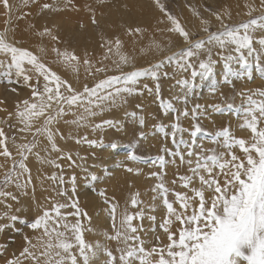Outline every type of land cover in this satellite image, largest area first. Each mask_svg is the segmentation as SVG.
Here are the masks:
<instances>
[{
	"label": "snow or ice",
	"instance_id": "6c2138e0",
	"mask_svg": "<svg viewBox=\"0 0 264 264\" xmlns=\"http://www.w3.org/2000/svg\"><path fill=\"white\" fill-rule=\"evenodd\" d=\"M66 5L72 4V0H64ZM37 3V0H24V4ZM41 12L61 11L57 0L53 3H42L39 5ZM152 8L157 13L155 29L156 32L167 33L169 39L166 43L157 42L154 38L139 49L142 55L137 56V50L133 48L131 53L122 51L123 41L116 35L113 39H105L100 48L104 50L103 57L95 60V53L87 50L82 55L74 50L65 48L61 51L57 47L52 48L56 54V64L62 65L66 71L75 75V81L70 82L58 71L27 47L21 46V41L13 38L9 40L10 29L5 27L0 32V72L7 84L15 85L10 91L17 96L20 95L19 88L30 89V96L18 99L14 111H9L5 106L2 110L6 114L9 127L15 118L23 127L17 130L22 133H30L32 141L16 145L19 159L13 158L12 167L5 173L0 181V198L11 199L19 203L21 197L29 196V188L34 197L35 186L32 184L31 170L27 161L32 155L42 165L47 164L60 168L59 159L69 161V168L79 167L87 171L85 161L88 158L99 160L104 163L103 156H115L119 147L118 143L101 133V138L90 139L87 135L81 137H67L75 139L76 144H87L91 149L89 157H80L81 163L73 158L70 152H63L57 147L56 137H66L60 132L59 125H75L77 127H90L93 131L101 129H115V135L130 137L129 143L135 142L143 147V140L148 133L143 127L137 128L134 124L127 126L119 119H103L99 123H92L95 118L114 109L125 107L130 98L149 97L159 99L161 96L162 82L165 79H174L178 73L189 74L188 78H181L177 84L186 86L183 96L185 105L183 111L177 110L175 120L171 123V131L165 132L164 127L159 126V131L164 133V138H171L174 150L166 145L161 146L160 155L152 160V164H159L160 171L150 173L157 178L158 183L152 189L155 196L162 197L166 207V215L158 227L165 234L167 243L156 237L157 243L148 247L141 239L139 232L148 234L156 231V217L148 216L153 227L146 229L141 223L133 225V220L145 219L144 210H138L134 214L125 211L119 226L116 225L117 203L109 200L105 192V203L109 204V214L112 217V228L114 235L105 234L109 240L122 243L124 247H117L115 255L112 250L104 248L106 254L105 264H264V84L255 90L242 85L237 90L233 83L239 79L241 73L234 71L230 62L239 59L247 63V55L256 52L253 47L254 41L264 46V0H245V15L248 17L238 23H229L231 12L225 9L213 11L206 8L211 17L218 21L219 26L215 31L211 30V20L201 17V31L206 35L194 39L177 15L170 10L165 0H152ZM3 15L7 18L5 24H9L13 14V4L10 0H0ZM125 7H127L125 5ZM89 11H92L89 7ZM193 14L200 17L196 8H191ZM91 22L97 25L95 13H92ZM163 25L164 27H160ZM34 27V26H32ZM84 27L83 24L80 25ZM123 27V26H122ZM13 31V35L15 31ZM126 34L130 37H143L148 29L141 26H128ZM41 37L49 36L54 42H61L60 37L54 34L52 28L43 27L42 31L36 33ZM175 36L181 40L183 46L176 51H170L172 47L171 37ZM214 49L218 51L214 52ZM41 52L45 51L43 48ZM115 52L119 58L112 61V67L104 63L111 59V53ZM151 55L152 60L140 63L144 56ZM214 56L225 61L226 75L219 87H210V93L220 92L224 97L222 103L208 105L195 104L188 108L189 98L195 88L197 77L208 78L213 73L217 64ZM203 57V58H201ZM194 59L198 63H194ZM257 60L259 56L257 55ZM259 72L264 77V65H259ZM84 70L83 82L80 78V70ZM171 68L169 72L167 69ZM101 74L102 78H101ZM151 84V86H150ZM231 85V87H229ZM231 93V96L228 95ZM232 97H240V106L229 102ZM6 100H0V105H6ZM162 108L167 111L173 109L171 103L161 101ZM137 108L141 104L136 105ZM239 112L243 123L240 129L248 130V139L237 137L231 130V125H224L214 132H205L199 124L193 125L194 130L190 132L191 141L184 139L183 133L188 131L181 126V117L191 116L193 121L210 118L213 113L223 114L226 112ZM74 117L69 120L66 117ZM126 117H135V112H125ZM139 124L143 126V116L139 118ZM198 133H204L218 148L205 149L203 143H196ZM107 137V142L105 141ZM9 137L3 127H0V156L12 157L7 140ZM15 143V137L12 138ZM47 142L45 147L41 144ZM60 153L56 159L41 155V151ZM199 149V150H197ZM239 150V154L237 151ZM211 153V154H208ZM165 154L171 159H166ZM127 160L136 161L140 159L137 155L127 154ZM186 165L191 175H181L179 180L188 192L174 191L175 201L179 203L180 211L174 207V203L168 199L170 188L166 185L165 166ZM177 165V167H179ZM2 166V165H0ZM95 167V165H93ZM127 173H141V169L123 165ZM107 169L105 168V171ZM25 174L27 177L25 178ZM91 181H97L99 177L94 173L89 174ZM53 182L52 188L55 196L63 197L66 202L60 203L53 200L52 196L46 197L51 200V208L38 205L37 215L26 225L39 231L36 243L31 238L24 236L26 245L19 256L30 258L34 264H92L97 255L100 245H92L84 239V227L81 218L91 220L86 210L79 205L77 196L76 175L65 179L63 171L59 174L53 172L46 177ZM198 178L199 186H194ZM43 183V181H41ZM173 184L176 183L174 180ZM10 184H14L17 192L5 191ZM70 184L71 188L65 187ZM71 192V195H69ZM130 203L133 207L141 204L139 193L131 196ZM11 207V205H7ZM71 207L73 211L63 212L62 209ZM155 206L153 205V208ZM190 210V211H189ZM17 212L21 209L17 208ZM7 219L15 222L20 220L18 215H8ZM69 217H75V223L69 221ZM7 225L0 224V231H4ZM63 229V230H61ZM19 231V229H17ZM132 241L133 243H129ZM3 264H21L19 258L5 259Z\"/></svg>",
	"mask_w": 264,
	"mask_h": 264
},
{
	"label": "rangeland",
	"instance_id": "374dc122",
	"mask_svg": "<svg viewBox=\"0 0 264 264\" xmlns=\"http://www.w3.org/2000/svg\"><path fill=\"white\" fill-rule=\"evenodd\" d=\"M23 1L24 0H16L15 4H13V6H14L13 7V14H12L11 21H10V23L12 25L19 23V20L21 18V12H24L25 14L31 13V7L30 6L27 9L23 8ZM120 1H122V0H72V4L66 5L64 0H57L58 6L63 10H61V11L45 10L44 12H45V15L51 19L55 18L59 14H63V17H69V19H71L72 21H75V22L79 21L80 25L83 24L84 27L83 28L80 27V29H81L80 45L75 44V46L82 49L83 52L85 50H87L89 53H95V59L100 60L104 54V50L100 48V44L103 43L102 36L105 39H113L116 35H119L121 40L124 42L123 43L124 46L126 45L125 41L130 40V38H132V37L128 36L127 34L125 37H123L124 31L122 30L121 25L119 23H110L108 21L106 22L104 19V16L107 15L106 7H108L109 5L118 4ZM150 1L152 2V0H150ZM220 1L221 0H199L198 4H195V7H194V5L192 6V4L188 3V0H185L187 7H185V10H183V12L190 15L191 14V8L194 7L199 11L200 10L199 6H202L204 12H205L206 8H211L213 11L223 12L224 10L221 9V5L218 4ZM249 1L253 2V0H249ZM165 2L169 6L170 10L173 11L177 15V17L181 20V22H183V15H182V13H180V11H178V4H177L178 0H165ZM19 3H22V4L18 8L17 6L19 5ZM42 3H53V0H43ZM125 5L126 4L123 3V7H125ZM236 6H238V5H236ZM89 7L91 8L92 11H89ZM70 10L72 11V13L68 14V12L69 13L71 12ZM3 11H4L3 8L0 7V26L4 27V26H6L5 20L7 18L3 15ZM93 12L95 13V17H96V20L98 22L97 25H94L91 22V17H92ZM65 13H67V14H65ZM205 13L207 14L206 16H204V14H202V13H200V17L196 16L197 20L199 19L201 21V17L204 19H210L211 20V30L215 31L219 26L218 21H216L214 17H211L209 12L206 11ZM231 14H232V16H231V20L228 21L229 23H238L241 20H245L248 18L247 16L237 18V17H235L237 13L231 12ZM156 16H157L156 13L153 14L152 25H154L155 27H157ZM183 24L185 27H187V25L184 22H183ZM48 26L50 28H54V26H55L54 22L51 21L48 24ZM1 28L2 27H0V30H1L0 32H2V30H3V28L2 29ZM15 28L16 27H13L12 29L10 28V30L15 31ZM186 29L188 30V28H186ZM200 29H201V27H200ZM92 30H94V31H92ZM11 32L13 33V31H11ZM198 32L199 31L190 32V33L194 34V36H193L194 39H198V38L206 35L205 34V35L199 36ZM172 37L174 40L177 39V37H175V36H172ZM53 42L54 41H52L51 37L47 36V42H46L47 50L52 51V48H53L52 43ZM67 45H69V42L67 40H65L62 44H60L59 49L61 50V48L65 47ZM182 46H179L178 48H180ZM253 47L256 49V52H254L252 55H247V52H245V55L247 58L246 64L240 62L239 59H235V60L230 62L231 68L234 71H238L242 74L241 77L238 79L239 81L237 79L233 80V83L236 85L238 91L241 90L242 85H247V88L255 90L256 88L260 87L261 84H264V77L261 76V74L259 72V67H258V64L264 65V46L259 45L258 41H254ZM176 50H174V51H176ZM215 50L216 49H214V51ZM82 51H80V52L83 53ZM122 51H124L123 48H122ZM47 53L52 54L53 52H47ZM109 55H110V57H113V58H111L107 61H104V63H106L110 67H112L113 66L112 61L117 60L119 57L117 55H115V52H113ZM257 55L259 56V60H257ZM0 58H2V57H0ZM222 61H224V60L222 59ZM193 62L198 63L195 59ZM167 70L169 72L172 71L171 68H168ZM213 71H215V70H213ZM223 72H225V73L222 74L220 79H217L216 75L212 74L211 75L212 76L211 82H209V78L201 79L200 77H197L195 79V81H192V83H194V85H195V88L193 89L192 94L189 98V102H188L187 107L189 108V105H190V107H192L195 104H202L201 98L203 95H207L214 103H222L223 100H221L222 96L220 95V92H224L225 90L223 88H220V92L210 93V87H219L222 84V82L224 81L225 75H226L225 61H224V66H223ZM253 74H254V76H253ZM84 75L82 76L83 78H84ZM102 75L103 74H101V78H102ZM188 76H189V74H186V73H178L174 79H165L162 82L161 96L159 99H156L155 97H149L147 100H143V102H142V98H139V97L135 98V99L130 98L129 103L125 107L114 109L112 112H106V113L102 114L101 116H98L97 118H95V120L92 122V123H99L103 119H119V120H122L124 122V124L127 126H131L134 124L137 128L143 127L144 130L148 133V136L142 142L143 147L136 144L135 142L129 143L130 137L124 136L123 133H121L119 136H116L115 135V132H116L115 129H101V130H99V132H95L89 127L86 130H84L82 133L83 134L82 136L87 135L90 139H99V138H101V133H107V135L111 136L112 139L115 140L119 145L118 149L116 150L118 152V154L113 156L116 159V162H114V163L117 165V167L123 168L122 167V164H123V165H127V167L139 168V169H141L140 174L137 175L134 173H127L126 171H121V172L117 171L116 173H112L111 171H108V170L105 171V168L107 169V167L114 168L113 162H105L104 161V160L107 161V157L110 155H104L103 156V161H104L103 164H101V162L99 160L88 158L84 162L85 168L87 169V171L82 170L79 167L69 168V161H67L66 159H62V163L60 164V166H61L60 168L63 170V172L70 173L72 175H73V173H75L76 181L79 180L80 184L82 185L80 187V189L77 191V194L80 196V198L82 200L86 199V197H88V196H92V197L98 198L101 202L105 203V196H102L101 192H105V194L109 200H112L114 197V200L117 203L115 223L117 220V216L120 212L125 213V211H127L128 214H131V213L134 214L136 211L141 210V209H143L145 212L146 208L151 207V205L149 203L155 201V200H153V196H155L156 193H154L152 191V189L158 183V180H157V178L151 176L150 173L159 172L160 168H159L158 163L152 164V160L155 159L156 156L161 154L160 149H161V146H163V145H166L170 149L174 150V146L171 143V138L169 137V138L165 139L164 133L160 132L158 129H159V126L162 125L164 127V131L170 133L171 123H173L175 120V116L177 115V110L183 111V109L185 107V105L183 103V96H184L185 91H186V86L177 84L176 81L181 79L182 77L188 78ZM3 77H4L3 73L0 72V87H2L3 89L9 90L13 86H15V85L7 84L5 78H3ZM150 86H151V84H150ZM229 87H231V85H229ZM228 94H229V96H231V93H228ZM239 98L240 97H238V99ZM239 100H241V98ZM161 101H163L165 103H171L173 105V109L165 111L161 106ZM229 102H233L234 107L240 106L235 101V97H232V99L229 100ZM137 104H141V107L137 108L136 107ZM3 108H4V105H0V109H3ZM8 110L11 111L9 108H8ZM240 110H242L241 106H240ZM125 112H135L136 116L131 117V118L126 117ZM237 113L238 112L233 111L232 115H236ZM222 115H223L222 117H219L216 119L210 118L209 119V125L211 127H216V125H219L218 127H222L224 125H229L228 115L224 114V113ZM140 116H143L144 120H145V124L143 126H141L139 124ZM13 120H15V118H13L11 121V123L14 126H17L18 128L23 127L21 124H19V122H17V121L14 122ZM180 123H181L182 127H184L185 129H188V131H185L183 133V137H184V139L189 140V141H191L190 132L192 130H194L193 125L195 123H199L205 129V132H211L206 125L207 121H203V119L198 120V121H193L191 116H189L187 118L181 117ZM0 127H3L4 130H6L5 131L6 134L13 131V127H9V123L6 119V114L2 110H0ZM232 132L234 135H236V133L234 131H232ZM13 137H14V135L11 136L12 141H13V139H12ZM23 137H25L24 143H28V142L32 141V139H33L32 135L30 133H26V134L24 133ZM157 138H158V140H157ZM16 141H18V138L15 139V142ZM58 141H60V139H58ZM105 141L107 142V137H105ZM201 142L203 143V146L205 147V144H204L205 142L212 143L213 141L209 137L204 135V133H198L196 136V143L200 144ZM81 147L84 148L83 153L81 152V150H82ZM209 147H208V149L218 148V146L215 143H213ZM78 149L77 148L74 149L73 150L74 152H72L71 155L77 161V163H81L80 157H82V156L83 157H89L91 149L89 148V146L87 144L78 145ZM197 150H199V149H197ZM235 151H239V150L235 149ZM129 153L137 155L138 157H140V159H138L136 161L127 160L125 157ZM45 154L50 156V158H53V156H54V152H51L49 150L47 152H45ZM208 154H211V153H208ZM51 155H53V156H51ZM12 157L19 159L18 155H15V156L13 155ZM12 157H10L8 160V161L11 160L10 161L11 165L7 169H5L6 171L4 173H1L0 181L3 180L5 173L12 167V160H13ZM165 158L171 159V157L167 156L166 154H165ZM0 165H2V166H0V168H4L3 164L0 163ZM33 165H34V163H28L30 170H31L30 166H33ZM93 165H95V167H93ZM177 165H179V159L178 158H177ZM177 165L169 164V165L165 166L164 179H165L166 185L171 190L169 192L168 199L174 203V207L177 209V211H180L181 209L179 208V203L175 201V196H174L173 192L174 191L186 192V190L183 187V183L179 180V176L191 175V173L189 172L186 165H179V167H177ZM92 172H94L99 177V179L97 181H94V182L91 181L89 174ZM112 174H115V177L113 178V180L110 178V175H112ZM121 175H132L138 179L139 183H144L142 179L149 178L147 185L144 184V185L140 186L139 190L138 191L135 190V192H134V193H137V192L139 193V199L142 202L141 204H139L135 207H133L131 205L130 199L134 193L130 194L129 192H131L132 190L128 191L127 195L122 196V194H120L121 190H125L130 186V184H126L125 188L123 189L122 184L120 182H118V180H117V177L121 176ZM65 178H70V177H65ZM174 180L176 181L175 184L172 183ZM8 187L5 188L4 190H7ZM66 187L70 189L71 185L66 184ZM8 191H11V189H8ZM69 195H71V192H69ZM0 199H1L0 204L2 203L1 205H3V206L5 205L4 206L5 209L0 208V212L2 211L0 214V221L3 222V224L7 225V228L5 229V231H3L4 237L6 238L5 239L6 245L3 247L1 246V248H0V261L3 264L5 259L15 258L16 254H17L16 251L17 250L21 251L20 250L21 248L23 250V248L25 246H27L26 242L24 240L25 235H27L29 238L31 237L32 233H35V235H36V231L30 229L25 223V220L30 222L33 219L32 217H33L35 211H31L30 208L32 209V208H36V207H33V203L29 197H27V200H26L27 203H24V201H23L21 203H18V205H15V204H12L11 202H9V201H12V200H10V198L6 199V200L4 198H0ZM157 199H160L161 205L163 206L164 204L162 202V197H157ZM59 202L65 203L66 200L62 199ZM8 203H10V204H8ZM14 203H16V202H14ZM123 203H124V205H123ZM105 204H107V203H105ZM7 205H11L10 208L12 210L9 207H7ZM79 205H80V202H79ZM15 206L17 208H20L21 211L15 212V210L17 209ZM51 206H52L51 204H45V207H51ZM107 206L109 207V204H107ZM80 207H81V205H80ZM163 207L166 208L165 206H163ZM27 208H29L28 211H27ZM6 209L9 210V212H6L5 211ZM62 211L63 212H71V211H73V209L71 207H69V208H66L64 210L62 209ZM5 213H7L8 215H16L17 214L21 217V219L13 222V221L7 219V217L5 216ZM23 215H25V216H23ZM81 220H83V222H84L83 227L88 228V225H87L88 220L83 218V217L81 218ZM69 221L71 223H75V217H69ZM11 222H12V224H11ZM137 222H139V218H137ZM17 229H19V231H17ZM61 230H63V229H61ZM162 232H163L162 230H159L158 235H161ZM106 233L108 235H111V230H105L103 233L104 248L106 247V248L112 250L113 253L115 255H117V253L114 252L115 248L112 249L114 247L113 246L114 240H109L107 238V236L105 235ZM138 234L141 237L143 233L141 234V232H139ZM112 235H114V234L112 233ZM143 235H144V237H146L145 234H143ZM158 235L152 236L153 245L157 243L156 237ZM150 238L151 237H149L148 242L145 243V245L148 247H151ZM160 241L163 242L161 239H160ZM96 242H98V241H96ZM87 243H90V242L87 241ZM130 243H133V242L131 241ZM104 248H102V249H104ZM17 258H19V260L21 261V264H23V260L26 262V264H32L31 262H27L25 257L18 256ZM1 262H0V264H1Z\"/></svg>",
	"mask_w": 264,
	"mask_h": 264
},
{
	"label": "bare ground",
	"instance_id": "6f19581e",
	"mask_svg": "<svg viewBox=\"0 0 264 264\" xmlns=\"http://www.w3.org/2000/svg\"><path fill=\"white\" fill-rule=\"evenodd\" d=\"M15 1L16 0H11L10 3L15 4ZM42 2H43V0H37V3H29V4L25 5L24 1H23V8L27 9L30 6L31 7V13L25 14L24 12H21V18H20L18 24L12 25L11 23H9L4 27L3 26H0V27H2L3 30L5 27H8L9 29L16 27L14 35L11 32L12 30L9 31V33H8L9 40H12L13 38L20 40L21 46L27 47V48H29V50H32L33 52H35L37 55L42 56L43 59L49 64V66L53 68V70L58 71V74L62 75L64 78L68 79L70 82H74L75 81V75L71 72L66 71V69H64L62 65L55 63L56 54L55 53H52V54L47 53V52H52L50 50H47V48H46L47 47L46 46L47 36L41 37L39 35H36V33L39 31H42L43 27H45V26L49 27L48 24L51 21H53L55 26H54V28H52V30H53L54 34H56L60 37L61 42H53L52 46L59 48L60 44H62L65 40H67L69 42V45L61 48V51H63L65 48H67L69 51L74 50L77 54L82 55L83 53L80 52V51H82V49L75 46V44L80 45V33H81L80 22L79 21H76V22L72 21L71 19H69V17H63V14L57 15L53 19L47 17L45 15V12L44 11L41 12V10H40L39 5L42 4ZM198 2H199V0H194V1L188 0V3L192 4V6L194 5V7H195V4H198ZM244 2H245V0H221L218 4L221 5V9H223V10L227 9L230 12L237 13L235 17L241 18L243 16H246L245 15L246 9L244 8ZM123 3H125L127 7H123ZM21 4L22 3H19V5L17 7L19 8ZM177 4H178V11H180V13H182L183 22L187 25L186 28H188V31H190V32L199 31L198 32L199 36L205 35V33H203L200 29L201 21L199 19L197 20L196 16L193 14V12L191 11L190 15L183 12V10H185V7H187L185 0H178ZM151 5H152V2L150 0H122L118 4H115V5L113 4V5H109L108 7H106L107 15L104 16L105 21L106 22L108 21L110 23H119L121 25L122 30L124 31L123 37L126 36L125 30L128 26H132V27L141 26V27L148 29V32L145 36H143V37H140V36L132 37V38H130V40L125 41L126 45L123 47L124 52L131 53L133 48H135L137 50L138 59L142 55L141 53H139V49L146 46L151 39L154 38L157 42H160L162 44L166 43L169 39V36L167 33H160V32L155 31L156 27L154 25H152V21H153V14H155L156 12L153 10ZM236 5H238V6H236ZM199 7L201 10V11L199 10V12L204 14V16H206L207 15L205 13L206 11L205 12L203 11L202 6H199ZM71 13H72V11L70 13L68 12V14H71ZM65 14H67V13H65ZM32 26H34V27H32ZM160 27H164V26L160 25ZM92 31H94V30H92ZM171 40H172V47H171L170 51H174V50L178 49L179 46L183 45L182 41L179 39L174 40L173 37H171ZM41 48H43L45 51L41 52L40 51ZM215 51H218V50L216 49ZM111 58H113V57H111ZM201 58H203V57H201ZM152 59H153V57L151 55H146V56H144V59L140 60V63L144 64L146 61L152 60ZM214 59L217 60V64L214 68L215 71H213L214 73H212V74H215L217 79H220L222 74L225 73V72H223L224 61H222V59H220L219 57H216V56H214ZM84 74H85L84 70H83V68H81L80 73H79L80 78H81V82H83L82 76ZM253 76H254V74H253ZM208 78H209V82H211L212 76H209ZM30 91H31L30 89L20 87L19 88L20 95L17 96L16 94H13L10 91V89L8 90V89H3L2 87H0V100H6L7 104L4 105V107L7 106L11 111H14L13 106L15 105L17 100L28 98V96H30ZM239 99H238V97H235V101L238 103V105L241 106V109H242L243 106L241 105L242 103H241V100H239ZM221 100H224V97H222ZM201 101H202L203 105H208V104L214 103L207 95H203L201 98ZM189 108H191L190 105H189ZM240 111H242V110H240ZM224 114L228 115V120H229V124L231 125V130L236 133V136L237 137L240 136V137H244L245 139H248L250 136V132L248 130L240 129V127H239V125L243 122V119H242L240 113L238 112L237 113L238 115L237 114L232 115L233 112H226ZM222 116H223L222 114L213 113L210 118L216 119V118H219ZM66 118L71 120L74 117L69 115ZM210 118L203 119V121H207L206 125H207L208 129L211 132H214V131L220 129L221 127H218L219 125H216V127H211L209 125V119ZM13 121L15 122L17 120L15 119ZM59 128H60V132L66 138L61 139L60 136L58 135L56 137L57 147L60 148L63 152L72 153V152H74L73 151L74 149H76V148L78 149V144H76L75 139H68L67 137H70V136L71 137H81L83 135L82 134L83 131L89 127H77L75 125H64L61 122V124L59 125ZM17 129H18V127L14 126L13 131L6 134L9 137V139L7 140V144L9 146V150L12 152V156L18 155L16 145L24 143V139H25V137H23L24 133L19 132ZM12 135H14L15 138H18V141H16L15 143H13V141L11 140ZM58 139H60V141H58ZM157 140H158V138H157ZM213 143L214 142H212V143L205 142L204 148L208 149V147L211 146ZM46 144H47V142L44 141V143L41 144V148L45 147ZM47 147H48V150L51 151L50 145H47ZM81 148H82L81 152L83 153L84 148L83 147H81ZM1 150L2 149H0V151ZM51 152H54V151H51ZM237 154H239V151H237ZM41 155L45 156L46 155L45 151H41ZM51 156H53V155H51ZM59 156H60V153L54 152V156L52 159H56ZM8 160H9V158H8ZM8 160L5 161V158L0 156V163L4 165V168H0V176H1V173H4L6 171L5 169H7L11 165V162H10L11 160L10 161H8ZM104 161L114 163V162H116V159L113 156H108L107 161L106 160H104ZM57 162L60 165L62 163V159H59ZM27 163H34V165L30 166V167H31L32 184L35 186V194L33 197L32 192H31V187H30L29 188V196H28L33 203V207H36V208H32L33 210L30 208L31 211H35L34 215L32 217V218H34L37 215L38 205H42V206H45V204H51L52 205V201L51 200L46 201V199H45L46 197L51 195L52 199L56 200V201H60V200L64 199L62 197L55 196V194L53 193V188H52L53 182L46 178L48 176H51L53 174V172H56L57 174H59L63 170L61 168H56L54 166L47 165V164L42 165L32 155L29 156V160L27 161ZM113 167L114 168L107 167V170L111 171L112 173H116L117 171H120V172L126 171L125 167H123V164H122L123 168L117 167V165L115 163H114ZM63 174L65 177H71L72 176V174H70V173L63 172ZM134 174H137V173L134 172ZM26 177H27V174H25V178ZM114 177H115V174L110 175V178L112 180ZM65 179L67 180L68 178H65ZM148 179L149 178H144V179H142L144 183H139L138 179L132 175L118 176L117 180H118V182H120L122 184L123 189L125 188L126 184H130V186L127 189L121 190L120 194H122V196L127 195V192L130 190H132V191L129 193L133 194L135 192V190H137V191L139 190L140 186H142L144 184L147 185ZM41 181H43V183H41ZM76 183H77V191H78L82 185L80 184L79 180H77ZM194 186H197V187L199 186L198 178L194 182ZM65 187H66V184H65ZM8 189H11V191H13V192L18 191L15 188L14 184H10ZM8 189L5 191H8ZM185 190H186V192L189 193V195H191L190 188L185 189ZM77 196H78L81 208L86 210L88 213V216L91 217V220L90 221L88 220V223H87L88 228L84 227L85 228L84 239L86 242L88 241L92 245H96L97 243L100 245V249L98 250L97 255L93 259L92 264H105L107 257H106V254L104 253L103 249H102V248H104L103 233L105 230H111V235H112V233L114 234V231L112 228L113 220H112V217H110L109 211H108L109 207L107 206V204L101 202L96 197L88 196V197H86V199L82 200L78 194H77ZM26 200H27V197H21L19 203H21L23 201H24V203H27ZM9 202H11L12 204L18 205V203H14V201H9ZM1 204H0V208L5 209V207H4L5 205L3 206ZM8 204H10V203H8ZM149 204L151 205V207L146 208V211L144 212L145 213V219H143V221H141L139 219V222H137V219H135V220H133V225L139 226L142 223L144 228L151 229L153 227V224L151 221H149L147 219V217L148 216H155L156 217V231H155V233L153 234L152 232H149L148 234H145L144 232H141V234L143 233L146 235V237H144L143 234L141 236V239H143L145 241V243H147L148 238L151 237L150 238V244L152 246L153 245L152 236L159 234L160 229H159L158 225L162 221L163 217L166 215V208L163 207L164 205L163 206L161 205L160 199H157L154 202H151ZM123 205H124V203H123ZM153 205L155 206L154 208H153ZM48 208H51V207H48ZM28 210H29V208H27V211ZM5 211L9 212V210H7V209ZM1 212H0V214H1ZM15 212H16V210H15ZM25 215H23V216H25ZM123 215H124V212L123 213L120 212L118 214L117 220H116L117 226H119L120 221L123 218ZM83 223L84 222L82 220V224ZM0 224H3V222L0 221ZM11 224H12V222H11ZM38 236H40L39 231H36V235H35V233L31 234L30 238L32 240V243H36ZM158 236L160 237V239L164 243H167L165 234L163 232L161 235H158ZM5 239L6 238L4 237L3 231H0V248H1V246L3 247L6 245ZM96 241H98V242H96ZM113 246L114 247L112 249L115 248L114 252L117 253V255H119V253L116 252L117 247H124V245L122 243L118 244L116 241H113ZM20 250L22 251V248ZM21 251H18V250L16 251L17 254H16L15 258H17L19 256V253ZM25 259L27 262H31L32 264H34V262L30 258H25ZM1 264H2V262H1ZM23 264H26V262L24 260H23Z\"/></svg>",
	"mask_w": 264,
	"mask_h": 264
}]
</instances>
